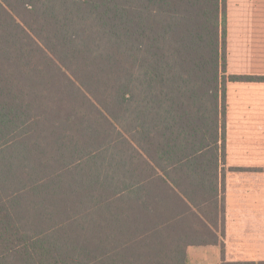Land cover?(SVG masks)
<instances>
[{"label": "trees", "instance_id": "obj_1", "mask_svg": "<svg viewBox=\"0 0 264 264\" xmlns=\"http://www.w3.org/2000/svg\"><path fill=\"white\" fill-rule=\"evenodd\" d=\"M226 29L227 0H0V244L23 242L7 253L58 255L64 226L124 249L183 225L173 264L216 243L225 86L264 83L226 77Z\"/></svg>", "mask_w": 264, "mask_h": 264}, {"label": "crops", "instance_id": "obj_2", "mask_svg": "<svg viewBox=\"0 0 264 264\" xmlns=\"http://www.w3.org/2000/svg\"><path fill=\"white\" fill-rule=\"evenodd\" d=\"M227 17L226 75L264 77V0ZM217 241L189 246L186 264L264 261V83L228 82Z\"/></svg>", "mask_w": 264, "mask_h": 264}, {"label": "rangeland", "instance_id": "obj_3", "mask_svg": "<svg viewBox=\"0 0 264 264\" xmlns=\"http://www.w3.org/2000/svg\"><path fill=\"white\" fill-rule=\"evenodd\" d=\"M240 1L241 0H227V17H229V15L230 17L233 16L232 14L235 9V4ZM229 76L231 75H226V77ZM52 211L55 213L52 216L54 220L58 216L63 217L59 215L61 210ZM64 212L66 213L65 210ZM84 213L86 212H76L72 214H76L79 219L78 223H80L81 214ZM63 228L64 229L60 231L62 234L57 237L58 241L61 242V248L58 255L52 254L57 251L49 248L44 249L43 254L39 252L40 249L29 252L22 249V251L18 253H15L14 251L7 253L5 249L16 247L15 245L19 248L18 245L22 246L23 242L14 241L13 244L1 243L0 264H173L174 262L169 253L170 250L165 247L169 242L167 239L171 238L176 232H178L181 237V242H189L195 233L194 230L186 229L183 225H179V229L174 231L171 235H169L168 232H160L161 236L156 234L149 239H144L143 243H130L123 249V247L118 246L116 242H110L108 244L102 243V241H106L107 239L112 240L113 237L117 236L118 233L113 232L112 230H110V232L113 233H109L108 231L107 235H103L98 232L93 234L91 230L86 229L70 231V227L64 226ZM47 230L48 228L45 226H35L30 227L27 232L34 234L33 231L45 232ZM205 232V229L198 230L199 235L206 234ZM144 238H146V236ZM47 239L44 241H47ZM164 240L165 242H163ZM152 244H155L156 246H152ZM105 250H107L106 254ZM28 253H30L31 256H29Z\"/></svg>", "mask_w": 264, "mask_h": 264}]
</instances>
